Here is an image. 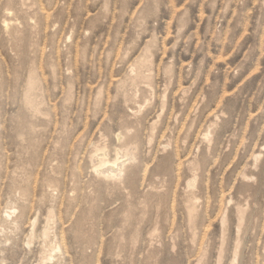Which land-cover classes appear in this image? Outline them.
<instances>
[{
	"label": "rangeland",
	"instance_id": "374dc122",
	"mask_svg": "<svg viewBox=\"0 0 264 264\" xmlns=\"http://www.w3.org/2000/svg\"><path fill=\"white\" fill-rule=\"evenodd\" d=\"M53 250L264 264V0H0V264Z\"/></svg>",
	"mask_w": 264,
	"mask_h": 264
},
{
	"label": "bare ground",
	"instance_id": "6f19581e",
	"mask_svg": "<svg viewBox=\"0 0 264 264\" xmlns=\"http://www.w3.org/2000/svg\"><path fill=\"white\" fill-rule=\"evenodd\" d=\"M34 87V86H33ZM30 88V87H29ZM36 88V87H34ZM32 92V91H31ZM30 101V100H29ZM31 106V105H30ZM135 134V133H134ZM209 134V132H208ZM206 134V138L209 137V135ZM118 135V134H117ZM122 136V135H121ZM120 135L117 136V139L120 141L121 140V137ZM205 138V139H206ZM122 142V141H121ZM210 142V141H209ZM132 141L130 140L129 142H127L125 145H122V146H126V150L124 149V151H122L121 149L119 150H116V158L114 160H110L108 159V153H107V150L106 148H97L94 150V155L92 156V161L93 163H95L94 165V169L95 171L99 174V175H103L105 178H118L120 177V175H122V173L124 172V169H125V166L128 164V163H135L134 160H135V153H133V144ZM129 145V146H128ZM133 145V146H132ZM128 146V147H127ZM125 148V147H124ZM132 149V150H130ZM135 149V148H134ZM256 159H258V157H256ZM93 165V164H92ZM196 168V167H195ZM195 172V171H193ZM198 172V171H197ZM197 177V176H196ZM195 177V174H194V177L193 179L191 178V180L188 182V187L189 188H195L196 187V178ZM121 178V177H120ZM247 178V177H246ZM249 178V177H248ZM252 179V178H251ZM121 180V179H120ZM115 181V179H114ZM194 191V189L192 190ZM194 194V193H193ZM193 197V196H192ZM185 198V197H184ZM198 198V197H197ZM197 198L196 196H194L193 200L192 201H189L188 205L186 206V210H187V213H188V218H189V223L190 225L193 224L194 220H195V216H196V204H195V201H197ZM197 203V202H196ZM246 206V205H245ZM246 208V207H244ZM244 208L242 207H238L237 210H236V213H237V216L238 217V221H239V226L240 228L242 229V225H243V222H244V217H245V210ZM247 210V209H246ZM222 222H225L222 221ZM223 225V224H222ZM224 226V225H223ZM191 228V227H190ZM192 230V229H191ZM240 231V229H239ZM239 235V234H238ZM224 238V237H222ZM239 240V239H238ZM225 243V241H224ZM224 243H222L223 245H225ZM237 243V242H236ZM241 245V244H240ZM239 245V246H240ZM237 247V246H236ZM235 247V248H236ZM56 250H53V252H51L49 254V256L45 257L42 259V262L41 264H47V263H50L53 259V253L55 252ZM204 251V250H203ZM237 251V250H236ZM204 253H206L204 251ZM236 253V252H235ZM238 254V252H237ZM205 255V254H203ZM202 257V256H201ZM205 259V258H202V260ZM237 259V258H236ZM202 260H200L197 264H202ZM233 261H236L237 260H233ZM220 262V261H219Z\"/></svg>",
	"mask_w": 264,
	"mask_h": 264
}]
</instances>
